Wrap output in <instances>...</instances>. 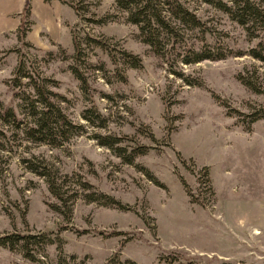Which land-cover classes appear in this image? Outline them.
<instances>
[{"label": "rangeland", "instance_id": "374dc122", "mask_svg": "<svg viewBox=\"0 0 264 264\" xmlns=\"http://www.w3.org/2000/svg\"><path fill=\"white\" fill-rule=\"evenodd\" d=\"M186 2L215 32L211 50L228 55L185 64L177 54L174 74L115 0H0V238L55 241L27 242L31 255L0 246V264H264V62L250 56L258 41ZM105 49L143 67L116 66ZM41 81L81 127L60 147L23 133Z\"/></svg>", "mask_w": 264, "mask_h": 264}, {"label": "trees", "instance_id": "16d2710c", "mask_svg": "<svg viewBox=\"0 0 264 264\" xmlns=\"http://www.w3.org/2000/svg\"><path fill=\"white\" fill-rule=\"evenodd\" d=\"M116 6L124 14L128 23L136 25L140 30V37L145 45L149 46L152 53L167 63L174 74L175 61L173 57L178 54L181 56L182 63L195 64L202 61H217L227 57V50L219 45L214 51L211 50L210 41L215 38V32L208 27V22L195 11L186 5V0H115ZM206 6L215 11L228 16L233 22L242 27L247 36L252 40H257V45L250 50V56L258 61L264 62V0H199ZM181 29H184L182 34ZM99 44V42H95ZM88 44V43H87ZM89 45V44H88ZM76 56L80 55V45L75 40ZM103 48L99 46V48ZM104 49V48H103ZM109 52L113 63L116 66L125 65L133 69L143 67V62L139 57L121 52L119 58L113 54V50L105 49ZM77 68V66H76ZM75 74L83 82L87 90L89 86L87 79L77 69ZM239 80L243 85L255 93H262L257 80L239 75ZM187 85L202 87L201 81L190 82L185 80ZM41 84V86H40ZM37 87L38 100L27 102L28 113L31 119L28 127L23 130L25 138L33 143H46L53 147H60L72 136L80 131V126L75 124L69 116L62 110L60 105L53 99L56 94L47 90L44 81ZM105 121L99 127L105 128ZM0 134L1 131H0ZM104 142L113 149V141ZM121 155L118 151H115ZM143 154L142 152L139 153ZM133 156V155H132ZM132 163V158L129 159ZM33 162H29L32 164ZM40 165H32L30 170L38 176L46 177V173L41 171ZM50 188L52 193L61 203L65 202L64 196L59 191L56 180L51 177ZM84 188H94L85 183ZM96 198L93 201L105 199L109 202L105 205H114L111 198L102 193L94 192ZM54 211L62 212L59 206H53ZM43 240L45 245L55 244L48 235L39 236H5L0 238V246L9 249L11 252L25 250L27 255H31L27 242Z\"/></svg>", "mask_w": 264, "mask_h": 264}]
</instances>
